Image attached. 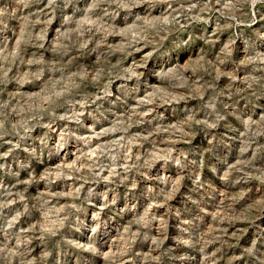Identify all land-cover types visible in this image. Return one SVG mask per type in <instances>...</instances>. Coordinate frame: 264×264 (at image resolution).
I'll return each mask as SVG.
<instances>
[{
    "label": "rangeland",
    "instance_id": "rangeland-1",
    "mask_svg": "<svg viewBox=\"0 0 264 264\" xmlns=\"http://www.w3.org/2000/svg\"><path fill=\"white\" fill-rule=\"evenodd\" d=\"M0 264H264V0H0Z\"/></svg>",
    "mask_w": 264,
    "mask_h": 264
},
{
    "label": "bare ground",
    "instance_id": "bare-ground-1",
    "mask_svg": "<svg viewBox=\"0 0 264 264\" xmlns=\"http://www.w3.org/2000/svg\"><path fill=\"white\" fill-rule=\"evenodd\" d=\"M152 13V12H151ZM149 17V16H148Z\"/></svg>",
    "mask_w": 264,
    "mask_h": 264
}]
</instances>
